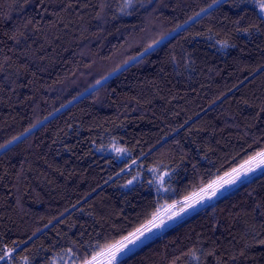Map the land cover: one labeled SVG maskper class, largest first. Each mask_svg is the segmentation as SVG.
Segmentation results:
<instances>
[{
	"label": "trees",
	"instance_id": "16d2710c",
	"mask_svg": "<svg viewBox=\"0 0 264 264\" xmlns=\"http://www.w3.org/2000/svg\"><path fill=\"white\" fill-rule=\"evenodd\" d=\"M112 139L127 158L96 151ZM262 151L256 8L0 0V256L8 253L0 264H54L65 251L74 264L92 261L163 204L207 189ZM155 165L174 171L167 195L147 183ZM139 171L142 179L123 188ZM144 235L113 264H264V166Z\"/></svg>",
	"mask_w": 264,
	"mask_h": 264
},
{
	"label": "rangeland",
	"instance_id": "374dc122",
	"mask_svg": "<svg viewBox=\"0 0 264 264\" xmlns=\"http://www.w3.org/2000/svg\"><path fill=\"white\" fill-rule=\"evenodd\" d=\"M239 3L250 5L258 11V13L262 16L260 9L257 5V3H254L253 0H237ZM264 19V16H262ZM219 51H225L229 44L224 41H216L211 40L210 41ZM117 149H121L122 151H117ZM96 151L101 154H112L118 159H124L128 156V150L116 139H112L109 141V143L102 145V146H96ZM263 152V151H262ZM255 156V155H254ZM253 157V156H252ZM249 160V159H248ZM247 160V161H248ZM244 166L243 168L241 166ZM240 165L237 170L240 172V179L243 177V169L247 166V164ZM173 175L174 171L172 168H169L167 166L162 165H155L150 167L147 170V183L148 185L154 190L155 193L158 195L164 196L172 192V183H173ZM161 177L163 178L161 180ZM142 179V173L139 171L135 175H133L130 179H128L123 185V188H128L136 184ZM225 179V178H224ZM213 181H217V183L220 182L219 178H216ZM212 181V182H213ZM211 183V182H210ZM209 183V184H210ZM208 184V185H209ZM208 187V186H207ZM219 188L216 190V193L218 192ZM201 190H198L186 197H192V200L190 203H192V207H187V204L185 202V198H183L179 202H172L168 204H163L157 213L154 215L156 217V223L159 224L161 220L164 221V224L162 227L154 228L151 225H149V221L154 219V216L147 221L144 225H142L139 229L146 230V234L143 237V240L148 239L153 234L160 232L176 222L178 219L182 218L184 215L188 214L192 210L204 205L210 197H212L211 191H209L207 194H202L203 199H199V197L193 196V194H200ZM199 200V202H197ZM170 205H174V207H169ZM181 208H184L185 210L181 212ZM173 213H176L175 216H173ZM132 233H137V230H135ZM121 241V240H120ZM115 244V243H114ZM97 255V254H96ZM95 255V256H96ZM93 260V257H92ZM99 261V260H98ZM74 258L72 255L68 252H62L61 254L56 256V260L54 261V264H74ZM25 264V262H23ZM84 264V263H82Z\"/></svg>",
	"mask_w": 264,
	"mask_h": 264
},
{
	"label": "snow or ice",
	"instance_id": "6c2138e0",
	"mask_svg": "<svg viewBox=\"0 0 264 264\" xmlns=\"http://www.w3.org/2000/svg\"><path fill=\"white\" fill-rule=\"evenodd\" d=\"M130 2V0H129ZM254 3H257L260 12L262 14V16H264V0H253ZM117 151H122L121 149H117ZM253 162H255V167H252L251 165L253 164ZM245 164L249 165L247 171L244 173V175H247V172L250 171H255L256 168H260L262 166H264V152H259L257 153L255 156L250 157L248 161L245 162ZM242 168L244 167L243 165L241 166ZM232 173H235V175H233ZM232 173H225V176H228L229 179H224L223 177L220 178V182L217 183V181H213L211 182L207 189H201L200 194H193V196L195 197H199V199H203V193L207 192V191H211L212 195L216 194V190L220 187H223L224 185H231V184H235L236 181L238 179H240V172L237 169H233ZM163 178L161 177V180ZM192 200V197H186L185 198V202L187 204V207H192V203H190V201ZM197 202H199V200H197ZM174 207V205H170L169 206ZM185 209L181 208V212H183ZM176 213H173V216H175ZM149 225H151L154 228H159L162 227L164 224V221L161 220L159 224L156 223V217L154 216L153 220H150ZM147 230H151V229H147ZM137 233H139V235H137ZM137 233H131L129 234V236L124 237L121 241H117L115 244H106L104 245L100 252L97 253L96 256L93 257L92 261H86L85 264H93L94 261L97 260L98 257H106V264H113V261L116 260L117 255L123 251L128 244H135L139 239L140 236L144 235V231L141 229H137ZM261 244H264V240L260 241ZM11 251V250H10ZM8 255V253H5V255L0 256V260H5L6 256ZM241 255H243V253H241Z\"/></svg>",
	"mask_w": 264,
	"mask_h": 264
},
{
	"label": "water",
	"instance_id": "95a60500",
	"mask_svg": "<svg viewBox=\"0 0 264 264\" xmlns=\"http://www.w3.org/2000/svg\"><path fill=\"white\" fill-rule=\"evenodd\" d=\"M230 173H232V171L230 172ZM233 175H235V173H232ZM227 178H229L228 176H226L225 177V179H227ZM139 233H137V235H138ZM101 258H103V257H98L97 258V260L96 261H94L93 263H95V262H97L98 260H100Z\"/></svg>",
	"mask_w": 264,
	"mask_h": 264
}]
</instances>
